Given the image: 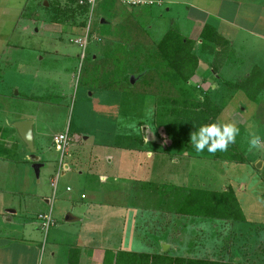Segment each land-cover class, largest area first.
Wrapping results in <instances>:
<instances>
[{"label": "rangeland", "instance_id": "374dc122", "mask_svg": "<svg viewBox=\"0 0 264 264\" xmlns=\"http://www.w3.org/2000/svg\"><path fill=\"white\" fill-rule=\"evenodd\" d=\"M108 1L112 13H107V16L122 19L125 7L116 0ZM24 2L27 0H0V201L5 206L2 208H8L10 203L17 210V213L8 216L15 222H27L28 226L33 227V224L37 223L35 213L39 210L48 213L50 210L55 225L51 226L47 233L56 235L55 244L73 248L77 243L81 247V254L73 253L69 260L65 252L59 249L55 255L56 264H77L76 256L79 255L78 264H102L110 259L112 254L109 251L106 253L103 250L100 256L97 251L105 247L118 248L123 237V212L134 207L147 211H143V214L136 209L126 217V224L133 223L134 226L128 230V236L124 237L123 241H129L132 247H138L135 240H140L139 245L142 242L148 244L149 241L155 245L154 234H157L159 238H166L170 242V248L167 246L161 251L156 246V253L264 263V42L254 37L252 39L246 31H238L234 37L235 48L228 49L224 53L225 62L221 65L217 62L219 66H212L210 71L204 66L210 63L213 57L209 54L201 55L199 80L213 81L215 85L192 87L197 96L202 97L207 93L212 95L215 103L222 106V112L213 120L203 112H193L196 115L188 112L187 101L105 88V79L97 78L88 64L93 54L99 53L101 56L104 49L102 46L107 44L105 36H115L119 28L112 30L107 28V25L102 27L99 20L103 16L104 8L99 5V0L90 20L91 33L96 36L93 39L89 33L85 58L81 62L78 56L80 48L72 42L74 38L81 36L80 32L66 29L63 22V27L59 26L61 32L53 27L55 33L51 32L52 30L45 32L41 23L31 27L33 24L24 19L32 15L31 9L35 7V3L28 0L24 6ZM163 2L151 5L152 8L156 7L153 9L155 17L163 14V17L157 18V28L151 34L156 39L165 25H171L177 30L181 27V22L165 11L167 0ZM37 3L41 15L50 12L49 8L41 5L42 0ZM23 6L25 8L21 10ZM176 6L180 11L183 10V6ZM63 17L67 19L64 15ZM71 19L79 18L71 16ZM150 20L152 19L148 18V21ZM81 21H84V29L87 23L85 15ZM253 22L256 24V21ZM240 23L247 26L250 21ZM139 27L131 26L125 36H120V40L133 35L136 44L144 43L142 32L137 31ZM36 28L40 29L43 37L34 35ZM254 29V32L264 34V21H257ZM140 30L143 31L142 25ZM146 37V42L150 43V36L146 34ZM129 39H132L131 36ZM113 42L118 43V40L113 39ZM40 49L42 51L36 56ZM130 49H133L132 45L127 51ZM56 50H59V53H56ZM127 51L123 55L124 60L141 62L138 61L140 55L137 57ZM183 52L188 53L187 50ZM187 53L184 57H188ZM41 56L43 59L37 68H40L38 86L31 92L26 91L28 84L34 82L31 78L33 67L30 65V76L23 81L22 77L17 75L20 64L24 58L33 64L36 59L39 61ZM213 68L221 76L220 79L206 77ZM249 73L254 76L248 77ZM52 74L61 81V95H56ZM137 78L131 75L129 79L131 83H135ZM223 82L229 83L232 88L225 86ZM15 83V87H24L25 94L34 99L40 97L48 102L29 101L21 95L16 96V89H11V85ZM235 85L242 86L234 88ZM19 114L32 116L35 120V125L32 126L34 134L38 135V130L44 131L43 152L37 147L36 136L34 141L36 154L47 162L48 167L47 170H41L39 183L36 182L31 164L27 160L28 149L14 128L8 126ZM189 117L195 119L199 126L214 122L233 123L240 132L235 143L230 144L226 151L213 154L205 150L197 153L190 144V134L186 129V120ZM144 126L154 130L153 143L141 141L144 137L142 138L140 129ZM64 129H68L70 136L86 141L91 149V153H87L86 157L79 154V168L83 173L69 170L65 177L60 178L51 207L41 202L40 196L9 193L8 190L19 185V178H24L19 186L22 189L44 188L46 195L52 196L53 190L49 185L48 175L53 170V162L59 156L52 144V135ZM150 136L147 135L148 138ZM254 137L260 139L258 146H252L250 143ZM76 147L77 143L74 148ZM69 153L71 155V151ZM77 156L75 154L73 157ZM105 158H113L115 162L116 182L112 181L113 176H108L102 183L95 178L89 182L86 179L87 167L104 168L101 163ZM259 161L261 163L256 167ZM27 174L33 175L30 187V182L26 180ZM66 178L72 182L73 191L70 193L63 189ZM98 185L99 189L96 190ZM194 188L218 192L231 188L238 201L242 218L251 230L245 234L239 233L235 228L233 231L226 229V232H223L225 230H222L221 225L213 223L214 219L211 218H205L204 226L200 229L196 225L190 226L196 224L192 217L175 211L181 208V203L186 198L182 195L183 192L189 193ZM68 194L72 195L70 199ZM80 207L82 208L78 209ZM72 209L74 214H80L84 209L82 214L86 220L64 224L62 218L65 212ZM151 210L164 213L163 220L157 222L158 225H150L149 222L140 220ZM132 217L135 218L134 221ZM243 223L242 229L245 232ZM54 226L57 228H53ZM51 229H56V232L52 234ZM229 233L238 234V237L234 235L231 238ZM40 240L42 241L41 235ZM20 247L22 245L15 242L11 248L16 250ZM28 251L31 259L33 247ZM49 253V246L45 245L43 249L38 247L35 264H52L54 259Z\"/></svg>", "mask_w": 264, "mask_h": 264}, {"label": "crops", "instance_id": "0c3cea01", "mask_svg": "<svg viewBox=\"0 0 264 264\" xmlns=\"http://www.w3.org/2000/svg\"><path fill=\"white\" fill-rule=\"evenodd\" d=\"M33 1L35 3V7H33V9H31L33 13L30 16L25 15L27 18L24 19V20L30 21V23L33 24L31 27L41 23L44 26L43 28L45 29V32H47V30L51 31L53 29V27L58 29L61 32L62 30L60 29L59 26H62L61 22H63L66 24V29L72 30L75 32H80V34L83 32V28L80 25H78L79 20L71 19V17H67L65 14L61 13L60 11H57V9L58 10L61 8L63 9V8H65V6L66 7L68 6L67 0L65 2H64V0H42L41 5H43V7L49 8L48 10H50V12L46 11L49 13H46L44 15L40 14L41 13L39 10L40 7L37 3L40 0H33ZM107 1L108 0H106V1L99 0V5L104 8V12L102 14L103 16H101L99 22L102 25V27L104 25H107L106 27L111 28L112 30L114 28L118 27L119 28L118 32H120L121 26H126L127 24L131 25L132 28H134V27L136 28L137 25H139V24H144L145 26H147L148 31L151 35L156 30L155 28H157V22H158L157 18L163 17V14H159L157 17H155V13H154L153 9H156V7L152 8L151 5L160 4L164 0H161V2H159V3L156 2V3L151 4V5L146 4V6H137V7L125 6V5L123 6L118 0H116L117 2H119V4L122 7H125V14H124V16H121L122 19L107 16V13H112L110 10L109 1H108V3H107ZM154 1H158V0H154ZM27 3H28V0H27V2L23 3L24 6ZM176 5L183 6V10L180 11ZM24 6L22 7L21 10H23V8H25ZM174 6H176L174 8L175 11L173 10ZM146 8L148 10H146ZM172 10H173V12H172ZM165 11H167L168 15H170L173 18H176L177 20H179L181 22V27L178 29L179 32L182 34V36H184V40L181 44V47L183 48V50H185V51L187 50L188 52L193 53L197 59V66H196V69L194 71V74L188 80V83L190 85H205V84H210L212 86L215 85L213 81L207 82L206 80H203V81L199 80L200 77H198V74L200 71L199 70L200 69L199 63H200L201 55L202 54H205V55L209 54L213 57V59L210 63H208L207 65L205 64L204 68H206V70L210 71V68H212V66H216V65L219 66V64L217 62H219L221 65L224 61L223 60L224 53L230 48H235L234 37L238 34V31H240V30L246 31L251 36L252 39L254 37V38H257L260 41L264 42V34L261 35L260 33L254 32V30H255L254 27L257 24V21H264V0H167ZM55 13L57 15H55ZM63 15L68 20L65 19L63 17ZM22 16L23 15L21 14V17ZM73 17H77V16H73ZM37 18H42V19L40 20ZM148 18H151L152 20L148 21ZM245 21H250V23L247 24V26L240 23V22H245ZM253 21H256V24H254ZM206 26L212 27L214 30V35L221 36L224 39V41L222 43V47L217 46L210 41L208 42L201 37V32H202L203 28ZM170 27H172V26L171 25H165L160 30L161 32H160L159 37ZM26 29H27V26H26ZM43 30H41V31H43ZM51 32H53V30ZM53 33H55V32H53ZM90 34H92L91 30H90ZM34 35H36V36L38 35L40 37H43L42 34L40 33L39 28L35 29ZM94 36H96V35H94V33H93L91 37L94 39ZM112 36H113L112 34L110 36L106 35L105 36L107 38L106 40L108 41L109 39H112ZM105 37H103V38H105ZM37 39H38V37H37ZM88 40H89V36H88ZM98 41H100L99 37H98ZM106 46H107V44H106ZM87 47H88V44H87ZM104 47L102 46V48H104ZM40 51H42V49H40L37 52V54L35 53L36 56H38ZM56 53H59V50H56ZM85 53H86V50L84 52V57L82 58L81 57L82 51L80 49V54L78 55L80 58V62L85 58ZM36 56H35V58H36ZM92 57L94 58V54L92 55ZM42 59H43V57L41 56L39 58V61H37V59H36L35 60L36 62H34L33 64H30L28 62L29 59H27V58H24V61L21 62L20 68L18 69L19 73H17V75H18V77H22L23 81L25 80V78L28 77V75L30 76V74H29L30 65H32V67H33V73L31 74V78L34 80V82L28 84V88L26 89V91L31 92L32 89L37 88V86H38L37 80L40 81L38 78V75H39L38 71H40V68L39 69H37V68H38V65ZM49 74H51V73H49ZM52 75H53L52 84H53V86L56 87V89H55L56 95H61V93H60L61 92L60 91L61 81H60V79L56 78L55 74H52ZM251 75H252V73H249L248 77H250ZM40 77H42V76H40ZM206 77L208 79H220L221 76L217 73L216 69L213 68V70ZM224 84H225V86L229 87L228 86L229 83L225 82ZM15 86H16V83L12 84L11 89L12 90L16 89V96L21 95V97H23L24 99H27L29 101L48 102V101H44L40 97L34 99V97L29 96L28 94H25L24 93L25 89L22 85H18L17 87H15ZM209 96L211 97L212 95H209ZM8 97H9V95H8ZM26 119L32 120L33 121L32 126L34 127V125H35L34 121L35 120L32 118V116L30 114H28V115L19 114L17 117L12 119L11 122L8 123V126L13 127L12 122H15L18 120H26ZM33 127H32L33 145H34L35 136H36L37 140H38L37 147L39 148V150L42 151V150H44V147H45L44 143H43V132L44 131L38 130L37 131L38 135H36V134H34V128ZM148 128L150 129V131L154 132V130H152L150 127H148ZM135 129L137 130L136 127H135ZM14 130H15V128H14ZM67 130L68 129L60 130L54 134V135H56L59 133L66 132L67 136H68L69 144L67 147L66 154H64L62 156L54 148L55 151L59 153V156L53 162V170L48 175L49 176L48 182H49L50 187L52 188L51 190H53L52 196L49 197L48 195H46L44 188H42L41 190L37 189V188L22 189V187H19V186L21 185L24 178H23V180H22V178L21 179L19 178V181H20L19 185L17 187H14L13 189L8 190L9 193L11 192L12 194H23V195H27V196H31V197L40 196V201L43 202L44 204H48L51 207L53 199L56 196V190L58 188L60 178L65 177V175L67 174V172L69 170L73 171V172L79 171L80 174L83 173V171L80 170V168H79L80 164L78 162V157H80L79 154L84 155V157H86L87 153L88 154L91 153V149L88 148L86 141L84 142L81 138L76 139L75 137L70 136V132ZM140 131H141V135L143 138L142 130L140 129ZM54 135H52V136H54ZM74 140H77V141L75 142ZM148 142L153 143L154 141H150V140L143 141V143H148ZM76 143H77V147H76L77 149L74 148L76 146ZM37 147H34L35 148V152H34L35 157L34 158L37 160L38 163H40L37 174H35L34 168L32 167L33 161H32V158H30L29 153L27 154V160L31 164V168L33 170L34 176L36 177V182L39 183L40 182L39 174L41 173V170L42 169L47 170L48 167H47V162H45V160H43V159H40V156L36 154ZM70 151H71V155L69 153ZM75 151H77V152H75ZM75 154H77L78 156L73 157ZM94 161H96L95 158H94ZM101 166H103L104 168H100V167L99 168L98 167L93 168V167L88 166L86 173H88L87 176L89 178L86 177V179H88L90 182V181L94 180L93 178H95L98 182L102 183V182L107 180L108 176H113L114 178L112 179V181L116 182L117 176L114 174V169L116 167H115V162H114L113 158H105L103 160V163H101ZM32 176L33 175H31V174H27L26 180L28 182H30L28 187L31 186ZM64 181H65L64 182L65 186L63 188L64 191H66L68 193L72 192L73 191V187L71 185L72 182H70L68 178H66ZM54 182H55V184L53 185ZM68 188H69V190H68ZM98 189H99V185L96 188V190H98ZM43 194H45V195H43ZM71 196L72 195L68 194L67 197L70 199ZM82 197L83 196L81 194L80 198H82ZM50 198H51V200H50ZM72 205H73V203H72ZM2 206H4V205H3L2 201H0V264H35L36 249L38 247L43 249V246H45V245L49 246V249H50L49 256L54 259L52 264H56V258H55L56 256L55 255L59 249H62V251L65 252L64 254L66 255V258L68 260L70 259V256H72L74 254H81V247L77 243L73 248H71L70 246L69 247L67 246L68 248H66V246H59L58 244H55V242H57L56 235H50V233L49 234L47 233L48 229L51 226L55 225V223L53 225H51L46 231H43L41 229V224H40V221L37 219V215L41 214V213H45L43 210H39L35 213V218L37 220V223L33 224L34 222H32L33 227H30V226H28L27 222H15L12 218H10V216H8L10 214L17 213V210H16V208L13 207V205L11 206L10 203H8V208H6V209L2 208ZM81 208L82 207H80L78 209H81ZM136 209H138L141 213H143V211H147V210H144L143 208H135V207L134 208H127L128 211L124 210L125 213L123 212V228H122V236L123 237L121 238V241L118 245V248H106L105 247V248L97 251L98 256L103 254V250H105L106 253L109 251L112 254L111 257L114 260L116 254L121 252V251L122 252L132 251V252L156 253L157 252L156 251L157 249H155L156 246H158V248H160V250H161V246H162L164 248V249L162 248L163 251L167 248V246H169V248H170V242H168L166 240V238H159L157 236V234H154V237H155L154 239L156 242L155 245L151 244V241H149L148 244L144 243L145 245H149V247L145 246L143 244V242H142V244L139 245L140 240H135V241H137V243H136V246H138L137 248L132 247L131 246L132 244L129 241H123L124 237L128 236V230L131 229L132 226H134L133 223H131L129 225L126 224V217L128 216V213L133 214ZM83 210L84 209H82L80 211V214H74L73 209L70 211H66L63 218H62V222L64 224H73V223L84 222L86 220V218L83 215L84 214ZM49 213H51L50 210H49ZM163 214L161 212L156 211V210H151L150 212H147V215H144L143 219L141 218L140 220H141V222H149L150 225H152V224L158 225L157 222H161V220H163V218H162ZM165 214H167V213H165ZM186 217H188V216H186ZM133 219H135V218L132 217V221H134ZM192 219L195 221L196 224H190V226L194 227L196 225V226H198V229H200L204 226L205 218L192 217ZM230 222L232 224L228 223V221L227 222L221 221L219 219H214V221H213V223L221 225L222 230H225L223 232H226V229L233 231L235 228L236 231L237 230L239 231V233L245 234V233H247V231L251 230V228H247V224H246L245 220L244 221H230ZM242 223H243V227H246V228H244L245 232H243ZM221 227H220V230H221ZM232 227H233V229H232ZM53 228H57V227L54 226ZM54 231L56 232V229H53V230L51 229L52 234L55 233ZM126 231H127V233H126ZM236 231H234V232L236 233ZM235 233H232V234L229 233L231 238H233L234 235H237V237H238V234H235ZM40 235L42 236V241L40 240ZM46 235H47V237H46ZM15 242H18L20 245H22V247H20L19 249H16V250L11 248L12 244ZM82 246H84V245H82ZM30 247H33V254H32L31 259H30V253L28 251ZM79 257H80V255L76 256L77 264L79 261L78 260ZM234 258L236 259V257H234ZM210 259H212V258H210ZM28 261H31V262L28 263Z\"/></svg>", "mask_w": 264, "mask_h": 264}, {"label": "trees", "instance_id": "16d2710c", "mask_svg": "<svg viewBox=\"0 0 264 264\" xmlns=\"http://www.w3.org/2000/svg\"><path fill=\"white\" fill-rule=\"evenodd\" d=\"M58 11L67 17L77 16L79 18L76 19L79 20L78 25L81 27L84 25V21H81L84 17L83 9L72 8L68 4L67 7L65 6V8H61ZM141 25L144 32L140 30ZM138 26L140 27L137 31L142 32L144 43L136 44L134 42L135 37L130 34L132 39H129L130 36H128L120 40V36H125L131 27V25L127 24L126 26H121L120 32H117L115 36H112V39L107 41V46L101 51V56L98 53L94 54V58L90 57L88 67L94 71L95 76L99 79L104 78L107 83L105 88L108 89H120L121 92L139 93L149 97L162 96L166 99L187 101L188 112H192L193 115L203 112L208 114L211 119L216 120L222 112V106L212 101L207 93H204L202 97L197 96L195 89L188 83L196 69L197 59L193 53L183 52L181 44L184 36L176 28L170 27L156 39L150 35L147 26L145 27L144 24H139ZM146 34L150 36L151 44L148 41L146 42L148 39ZM201 37L221 47L224 41L221 36L214 35V30L210 26L203 28ZM113 39L118 40V43H114ZM145 43L150 45H145ZM113 45L115 47H112ZM131 45L133 49L127 51ZM107 48L111 50L108 51ZM126 51L137 55V57L140 55L138 61L141 62L124 60L123 55L126 54ZM109 53H112V55H109ZM186 53L188 57H184ZM131 75L138 77L135 83L130 82L129 78ZM251 76H254V74ZM228 86L232 88L231 85ZM239 86L242 85L233 87L239 88ZM193 112H196V114ZM199 128L200 126L195 119L189 117L186 120L188 134L196 133ZM141 141L143 142V140ZM182 195L186 198L181 203V208L175 211L178 214L228 222L244 221L238 201L231 188H226V190L219 192L216 190H205L204 188H194L189 193L183 192ZM111 258L105 260L102 264H264L132 251H121L116 254L114 260Z\"/></svg>", "mask_w": 264, "mask_h": 264}, {"label": "built area", "instance_id": "2783aa9c", "mask_svg": "<svg viewBox=\"0 0 264 264\" xmlns=\"http://www.w3.org/2000/svg\"><path fill=\"white\" fill-rule=\"evenodd\" d=\"M122 5L125 6H140V5H151L154 3H159L161 0L154 1V0H118ZM69 5H72L76 9H83L85 18H87V23L81 33V36H77L72 40L73 43L77 44L81 51V57H84V52L87 48L88 36L90 33V20L95 7L97 5V0H67ZM52 144L54 148L62 155L66 154L67 147L69 144L67 133H59L53 136ZM55 182L53 183V185ZM69 190V188H68ZM83 196V195H82ZM37 219L40 221L41 229L46 231L51 225L54 224V221L51 217V214L48 213H41L37 215Z\"/></svg>", "mask_w": 264, "mask_h": 264}, {"label": "clouds", "instance_id": "9594fccd", "mask_svg": "<svg viewBox=\"0 0 264 264\" xmlns=\"http://www.w3.org/2000/svg\"><path fill=\"white\" fill-rule=\"evenodd\" d=\"M240 129L233 123H210L200 126L199 130L190 135L191 146L197 153L205 150L208 153L223 152L228 149L230 144L235 143L236 136ZM252 146H258L259 137H254L250 141Z\"/></svg>", "mask_w": 264, "mask_h": 264}, {"label": "water", "instance_id": "95a60500", "mask_svg": "<svg viewBox=\"0 0 264 264\" xmlns=\"http://www.w3.org/2000/svg\"><path fill=\"white\" fill-rule=\"evenodd\" d=\"M32 124H33L32 120L27 119V120L15 121L12 123V126L15 128L19 138L21 139V141L25 144L26 148L28 149L30 158H32V161H33L32 167L34 168L35 174H37L40 163H38L37 160L34 158L35 148L33 145ZM141 130H142L144 140L155 141L154 133L150 131V129L147 126L142 127ZM148 134L151 135L149 138L147 137ZM260 163L261 161L257 162L256 167H258ZM162 248L163 247L161 246V251H163L164 249Z\"/></svg>", "mask_w": 264, "mask_h": 264}]
</instances>
